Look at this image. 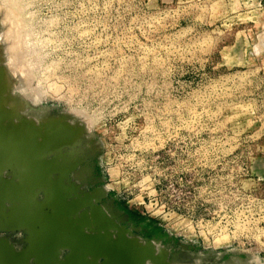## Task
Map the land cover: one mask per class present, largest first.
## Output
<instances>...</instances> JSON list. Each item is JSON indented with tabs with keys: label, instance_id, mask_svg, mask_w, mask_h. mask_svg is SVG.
Masks as SVG:
<instances>
[{
	"label": "rangeland",
	"instance_id": "obj_1",
	"mask_svg": "<svg viewBox=\"0 0 264 264\" xmlns=\"http://www.w3.org/2000/svg\"><path fill=\"white\" fill-rule=\"evenodd\" d=\"M0 42L2 105L75 129L81 185L131 238L173 264H264V0H0ZM40 161L6 228L12 203L50 214L41 181L70 218L104 195L69 202Z\"/></svg>",
	"mask_w": 264,
	"mask_h": 264
},
{
	"label": "water",
	"instance_id": "obj_2",
	"mask_svg": "<svg viewBox=\"0 0 264 264\" xmlns=\"http://www.w3.org/2000/svg\"><path fill=\"white\" fill-rule=\"evenodd\" d=\"M4 78L5 71L0 66V170L3 169L5 178H0V205L10 198L22 197L23 186L30 181L28 176L34 179L44 172L36 167L42 165L40 160L46 161L54 148H61L64 141L57 138L61 130L68 127L64 122L36 124L27 118L17 117L2 105ZM46 162L53 166V162ZM29 164L32 169L30 175L26 171ZM8 173L10 177H7ZM42 182L40 184L44 187ZM3 194L11 196L2 199ZM44 195L43 201L38 202L43 205L46 203L45 208L50 209L49 215L35 208L34 215L28 213L23 216L18 206L12 203L15 217H9V207V212L3 218H14L13 221L17 222L15 227L6 228L4 225H7L8 220L3 221L0 223V232L23 230L27 244L17 251L8 241L0 239V264H173L168 260L166 251L157 250L149 240L141 243L131 238L129 231L120 229L115 221L111 220L109 228L115 232L109 235L105 232L104 223L97 219L98 212L92 215L91 225L86 214L73 220L69 213H61V208L52 211L49 204L54 203L55 198L51 192H44Z\"/></svg>",
	"mask_w": 264,
	"mask_h": 264
},
{
	"label": "flooded vegetation",
	"instance_id": "obj_3",
	"mask_svg": "<svg viewBox=\"0 0 264 264\" xmlns=\"http://www.w3.org/2000/svg\"><path fill=\"white\" fill-rule=\"evenodd\" d=\"M55 122H59L62 123L64 121L62 120H53ZM66 123V122H64ZM68 127L64 128L63 131L65 132V130L67 132H65L66 134L69 133V137H67L66 139L62 140L64 141L63 145L61 146L60 149L54 148L53 151L47 155L46 157V161H51L53 162V167L54 171L52 172L51 175V180L53 183H55L58 187V189H64V194L68 193L69 197H68V201L72 202L73 200L75 202H78L81 198L83 199L84 196L86 194L89 193H93L96 190H103L104 191V195L100 196L98 200H96L94 202V204H86L84 206H80L77 209V212L72 214L71 219L75 220V219H79L81 218L82 214H86V216L89 218V221L92 220V215L95 214L97 212V208L104 210V212L106 213V215L108 216V219L115 221L116 222V218L118 216V213L113 211V209L111 208V205L108 203H101L102 199H104V196L106 194L105 190L103 187H97L94 189H85L82 185H81V181L82 176L81 173L84 172L86 167H88V165L90 164L91 159H89L88 155L84 154H79L76 152L75 148H74V144H75V140H76V131L73 127H71L69 125V123H66ZM87 173V172H85ZM52 185V184H49ZM50 187H54V186H47L46 184L44 185V187L42 186V188H40L39 193L40 192H46L48 191L47 188ZM55 191H57V188H53ZM68 189V191H66ZM56 195V194H55ZM39 196V194H38ZM79 205V203H77ZM77 204L74 206V209L77 207ZM81 205V204H80ZM9 208V207H7ZM7 212L8 209H7ZM117 223V222H116ZM118 224V223H117ZM120 226V229H125L128 230L127 228H125L124 226L118 224ZM18 232V231H16ZM21 232H24L23 230ZM117 232V231H116ZM13 232L10 233H3L0 232V239L2 240H6L8 241L11 245H13V243H11L10 238H9V234H11ZM25 240H26V234H25ZM20 251V250H17Z\"/></svg>",
	"mask_w": 264,
	"mask_h": 264
},
{
	"label": "bare ground",
	"instance_id": "obj_4",
	"mask_svg": "<svg viewBox=\"0 0 264 264\" xmlns=\"http://www.w3.org/2000/svg\"><path fill=\"white\" fill-rule=\"evenodd\" d=\"M0 43H1V42H0ZM59 139L62 140V137H60ZM59 139H58V140H59ZM7 195H8V194H7ZM0 207H1V206H0ZM15 222H16V221H15Z\"/></svg>",
	"mask_w": 264,
	"mask_h": 264
}]
</instances>
